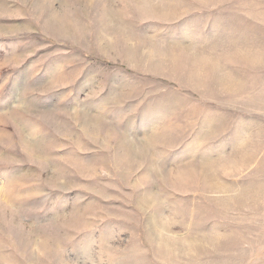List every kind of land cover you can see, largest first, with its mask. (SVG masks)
Masks as SVG:
<instances>
[{
    "label": "rangeland",
    "instance_id": "1",
    "mask_svg": "<svg viewBox=\"0 0 264 264\" xmlns=\"http://www.w3.org/2000/svg\"><path fill=\"white\" fill-rule=\"evenodd\" d=\"M0 264H264V0H0Z\"/></svg>",
    "mask_w": 264,
    "mask_h": 264
}]
</instances>
